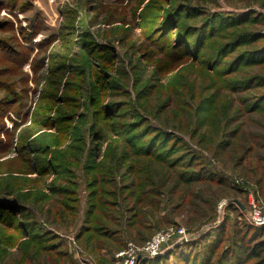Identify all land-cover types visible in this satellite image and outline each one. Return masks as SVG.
I'll list each match as a JSON object with an SVG mask.
<instances>
[{
    "label": "rangeland",
    "instance_id": "374dc122",
    "mask_svg": "<svg viewBox=\"0 0 264 264\" xmlns=\"http://www.w3.org/2000/svg\"><path fill=\"white\" fill-rule=\"evenodd\" d=\"M252 202L264 0H0V264H127L171 228L139 264H264Z\"/></svg>",
    "mask_w": 264,
    "mask_h": 264
},
{
    "label": "built area",
    "instance_id": "2783aa9c",
    "mask_svg": "<svg viewBox=\"0 0 264 264\" xmlns=\"http://www.w3.org/2000/svg\"><path fill=\"white\" fill-rule=\"evenodd\" d=\"M249 215L247 216V220L253 225H261L264 223V215H262L260 208L254 202H252ZM189 238L190 235L184 228L164 230L162 233L153 237L152 240H149L142 248L136 247L134 244H129L128 249L124 252L127 255L126 263L139 264L142 260L159 255L165 244L188 241Z\"/></svg>",
    "mask_w": 264,
    "mask_h": 264
},
{
    "label": "trees",
    "instance_id": "16d2710c",
    "mask_svg": "<svg viewBox=\"0 0 264 264\" xmlns=\"http://www.w3.org/2000/svg\"><path fill=\"white\" fill-rule=\"evenodd\" d=\"M239 37H237V38H235V39H238ZM245 54V53H244ZM240 59H241V57H240ZM167 136H169V134H163L162 135V138H161V143H162V141H164L165 139H166V137ZM151 139H149V140H147V141H150ZM253 254H255V256H258V255H260V253L258 252V250L255 248V249H253ZM150 260V259H149ZM149 260H144V261H148L149 262Z\"/></svg>",
    "mask_w": 264,
    "mask_h": 264
}]
</instances>
